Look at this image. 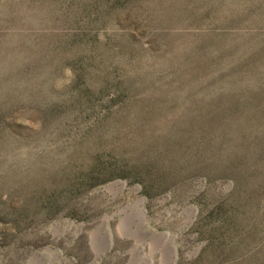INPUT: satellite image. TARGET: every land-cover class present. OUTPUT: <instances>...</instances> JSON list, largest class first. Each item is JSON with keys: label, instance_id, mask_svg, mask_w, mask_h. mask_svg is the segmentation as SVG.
Here are the masks:
<instances>
[{"label": "rangeland", "instance_id": "obj_1", "mask_svg": "<svg viewBox=\"0 0 264 264\" xmlns=\"http://www.w3.org/2000/svg\"><path fill=\"white\" fill-rule=\"evenodd\" d=\"M0 264H264V0H0Z\"/></svg>", "mask_w": 264, "mask_h": 264}, {"label": "bare ground", "instance_id": "obj_2", "mask_svg": "<svg viewBox=\"0 0 264 264\" xmlns=\"http://www.w3.org/2000/svg\"><path fill=\"white\" fill-rule=\"evenodd\" d=\"M122 185V184H121ZM124 185V184H123ZM122 185V186H123ZM135 208V207H134ZM137 210H135V212H136V214H137V217L139 218V220H140V222L141 223H143V222H145L146 221V210H145V208L142 206V205H140V206H138L137 208H136ZM145 229H148V228H145ZM106 235H107V233H106ZM108 238H109V236H108ZM163 243V242H162ZM173 250H175V248H173ZM174 254H175V251H174Z\"/></svg>", "mask_w": 264, "mask_h": 264}]
</instances>
